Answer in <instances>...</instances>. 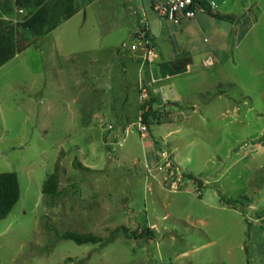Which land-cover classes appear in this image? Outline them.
<instances>
[{
  "label": "rangeland",
  "instance_id": "1",
  "mask_svg": "<svg viewBox=\"0 0 264 264\" xmlns=\"http://www.w3.org/2000/svg\"><path fill=\"white\" fill-rule=\"evenodd\" d=\"M213 1L238 17L231 30L202 11L163 20L152 0H94L41 38L18 35L29 45L0 66V172H15L20 184L0 219V264H264V216L256 215L264 210V0ZM13 2L0 0V14L15 24L25 13L6 16ZM142 27L156 36L143 64ZM173 49L193 60L211 55L218 63L200 69L207 85L221 81L218 89L246 103L231 118L220 116L229 101L214 99L211 119L194 112L184 123L176 191L160 167L165 114L144 136L139 129L142 89L152 92L162 76L154 56L167 61ZM207 94L186 101L202 104ZM55 165L60 193L48 198L41 187ZM190 172L208 183L196 186ZM66 230L104 242L78 245L59 237Z\"/></svg>",
  "mask_w": 264,
  "mask_h": 264
},
{
  "label": "trees",
  "instance_id": "2",
  "mask_svg": "<svg viewBox=\"0 0 264 264\" xmlns=\"http://www.w3.org/2000/svg\"><path fill=\"white\" fill-rule=\"evenodd\" d=\"M92 1L94 0H14L12 5H8V8L4 10V14L6 16L11 15L16 9H23L25 14L22 20L15 24L0 14V66L22 52L29 45V42L27 44L20 42L19 34H30L34 39L41 38ZM197 6H200L204 12L214 18L235 24L238 22V17L232 14H213V8L207 0H192L190 9H195ZM189 63L190 58L185 56L162 62L158 67L162 75L178 74L184 72ZM153 103L154 97L150 91L148 98L142 101L139 106L140 121L147 126H150L153 122L156 125H160L159 117L161 112L153 108ZM76 167L84 170L88 169L79 162L76 163ZM57 168L58 165H55L54 170L47 174L42 183L41 193L48 198H55L60 193L58 190L59 173ZM184 175L195 179L191 173ZM195 181L200 184V181L196 179ZM19 198L20 184L17 174L10 171L0 172V219L7 217ZM233 202V200L227 201L228 204ZM256 215L264 216V210ZM59 237L71 240L78 245L104 242V238L92 232L66 230L59 234Z\"/></svg>",
  "mask_w": 264,
  "mask_h": 264
},
{
  "label": "crops",
  "instance_id": "3",
  "mask_svg": "<svg viewBox=\"0 0 264 264\" xmlns=\"http://www.w3.org/2000/svg\"><path fill=\"white\" fill-rule=\"evenodd\" d=\"M153 1L154 0H152V3ZM207 1L210 3L212 7L213 5H215L213 0H207ZM202 12L204 11L202 10ZM223 12H224L223 14L234 15V13H231L232 11L230 10L223 11ZM214 19H218V18H214ZM219 20L224 21L221 19ZM226 22L228 23L227 30H231L234 24L229 21H226ZM150 33L152 35V39L156 41V36L151 31ZM173 51L175 53L172 54L171 59L167 61H161L156 56H154V60L159 62L157 66H159V64L162 62H168V61L178 59L181 57H185V56L190 58V63L186 66L185 71L182 73L170 74V75L165 74L159 77L158 79L153 80V87H152V94L154 97L153 108L157 109L159 112L163 111V113L166 116V119H165L166 121L164 120V123H162V125H165V128L167 130L164 137H162V139H164L163 144L169 149V151L168 150L167 151L170 153V156L172 155L171 160L174 164L173 165L174 168L178 167L182 172H184V170L182 169L183 168L182 165H180L179 163L181 161H179L175 153V151H177L178 148L180 147V143H181V142L179 143L175 142V140H179V141L182 140L181 133L184 130V127H183L184 123H188L189 120L192 118V115L195 113L200 115L199 119L201 120L211 119L212 117L209 116V113H211L212 108H210L209 106V108L207 109V105H210V103L214 99L224 98L227 102L229 101L230 103L229 106L224 109V113L220 112V114H222L220 116H227L231 118L233 117L235 118L236 114L239 113V103H241V105H245L246 103L245 101L238 102V99L231 96L230 93L226 89H218L222 87L221 86L222 84H224L221 81H218V82L216 81L213 84L210 83L207 85L208 77L203 71H200V69H205V68L215 66L218 63V61L214 60L212 65L205 66L203 65V62L205 59H201L200 56L194 57V60H193V56L188 52H184V51L177 50V49H173ZM117 55L118 57L121 58L119 61V64H121L124 67V64L127 61L125 60L123 55L118 54V48L116 49V56ZM188 71H194L195 74L191 76H187L186 74L188 73ZM163 80H166L165 85L160 84V82ZM227 83L229 85H232L231 82H227ZM208 86H213L215 88L212 91L211 90L208 91L207 90ZM204 93H208L207 94L208 97L206 98L205 101L202 102V104H198V101L196 103H189L190 102L189 100L186 101L188 98H191L195 94L202 95ZM136 99H137V103L139 104L140 98L137 96ZM122 103H123L122 106H124L125 103L129 105V99L127 96L123 98ZM194 104L197 109H194ZM109 109L111 112H113L112 110L113 107H109ZM250 110H256V109L252 108L251 106ZM256 113L258 115L263 114L259 112V110H256ZM168 137H170V144L168 142L169 139L165 140ZM178 168L177 170H179ZM190 173L196 175V173H193V172H190ZM207 183L203 182L202 185L204 186Z\"/></svg>",
  "mask_w": 264,
  "mask_h": 264
},
{
  "label": "built area",
  "instance_id": "4",
  "mask_svg": "<svg viewBox=\"0 0 264 264\" xmlns=\"http://www.w3.org/2000/svg\"><path fill=\"white\" fill-rule=\"evenodd\" d=\"M192 3V0H154L152 3V9L157 13L159 18L163 20H169V21H174L177 22L180 19L184 18H190L194 15L196 11H202V8L200 6H197L195 9H190V5ZM16 11L20 13H25L23 9H17ZM136 38L138 39V43L141 44V53H140V58H141V64L145 63L146 61H150V58L153 56L155 47L152 42V35L150 33V30L147 27H142L139 29V31L136 34ZM129 49L131 51H134L137 49L136 44L130 45ZM214 62L212 56L207 57L203 65L205 66H210ZM149 93L145 91V89H142L141 93V98L144 101L145 99L148 98ZM139 129L142 130V136H144V130H146V125L143 123H139ZM161 161L162 166L165 169H170V178L174 176V174L179 173V171L174 168V164L171 160L170 153L167 150H163L161 153ZM147 166V165H146ZM159 167V168H160ZM196 186L202 185V182L198 184L196 182ZM180 184V178L175 177L170 180V189L172 191H176L179 188ZM198 188V187H197Z\"/></svg>",
  "mask_w": 264,
  "mask_h": 264
},
{
  "label": "water",
  "instance_id": "5",
  "mask_svg": "<svg viewBox=\"0 0 264 264\" xmlns=\"http://www.w3.org/2000/svg\"><path fill=\"white\" fill-rule=\"evenodd\" d=\"M212 13L213 14H218V15H223V13H221L219 10H217L215 8L212 9Z\"/></svg>",
  "mask_w": 264,
  "mask_h": 264
}]
</instances>
